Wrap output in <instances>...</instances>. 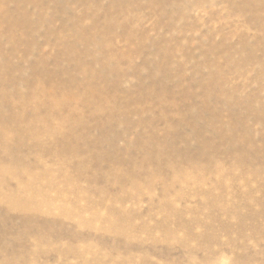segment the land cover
<instances>
[{
	"label": "rangeland",
	"instance_id": "1",
	"mask_svg": "<svg viewBox=\"0 0 264 264\" xmlns=\"http://www.w3.org/2000/svg\"><path fill=\"white\" fill-rule=\"evenodd\" d=\"M0 264H264V0H0Z\"/></svg>",
	"mask_w": 264,
	"mask_h": 264
}]
</instances>
